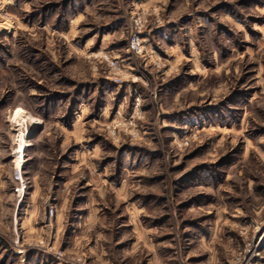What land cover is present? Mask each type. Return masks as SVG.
Returning a JSON list of instances; mask_svg holds the SVG:
<instances>
[{
	"label": "rangeland",
	"instance_id": "1",
	"mask_svg": "<svg viewBox=\"0 0 264 264\" xmlns=\"http://www.w3.org/2000/svg\"><path fill=\"white\" fill-rule=\"evenodd\" d=\"M0 264H264V0H0Z\"/></svg>",
	"mask_w": 264,
	"mask_h": 264
},
{
	"label": "built area",
	"instance_id": "2",
	"mask_svg": "<svg viewBox=\"0 0 264 264\" xmlns=\"http://www.w3.org/2000/svg\"><path fill=\"white\" fill-rule=\"evenodd\" d=\"M130 46L134 53L142 54V42L140 41L137 32L131 36Z\"/></svg>",
	"mask_w": 264,
	"mask_h": 264
}]
</instances>
